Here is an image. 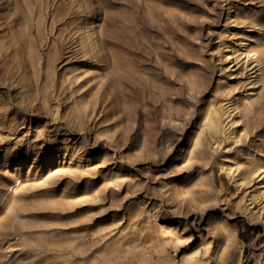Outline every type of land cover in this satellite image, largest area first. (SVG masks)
<instances>
[{
	"label": "rangeland",
	"instance_id": "1",
	"mask_svg": "<svg viewBox=\"0 0 264 264\" xmlns=\"http://www.w3.org/2000/svg\"><path fill=\"white\" fill-rule=\"evenodd\" d=\"M15 1L0 0L2 199L12 192V186L26 198L49 199L63 208L62 214L58 215L59 208L33 211L48 224L63 223L52 225L55 237H64L75 227L80 241L91 246L95 235L91 227L98 225V237L94 238L98 247L117 239L144 247L152 260L142 264H153L157 253L153 241L136 237L139 225L129 218L130 204L143 203L146 209L156 208L161 215L179 222L189 235L188 245L197 244L199 233L204 234L208 248L198 247L193 256L197 264H209L213 255L220 254L214 222L222 220L234 238L223 259L232 264H259L264 258V210L262 219L255 220L244 209V192L219 171L224 150L207 165L206 149L192 147L181 156L177 154L190 132L201 129L199 113L209 100L229 93L257 95L258 88L250 89L254 74L247 70L249 65L245 74L231 83L223 80L224 86L218 90L215 85L219 76L224 78L218 59L238 39L233 32H249L245 22L235 25L226 19L228 5L241 14L258 13L264 23V0H101L96 3L94 17L79 12L71 0H43L45 29L38 48L42 56L50 44L57 49L48 107L40 99L21 50L9 41ZM124 13L133 14L135 20L124 21ZM84 17L102 29L103 39L115 43L105 45L106 62L84 56L79 48L77 26ZM111 32L118 37L112 39L108 36ZM114 48L126 52L135 75L121 88L112 86V99L104 100L103 110L98 99L94 117L78 131V125L68 122V105L81 95L91 98L90 91L94 92L100 82L104 84L98 95L112 85L115 76L109 51ZM144 74L147 80L142 78ZM192 79L201 84L192 86ZM158 87L168 92L167 100L173 99L171 109H162L167 102L158 98ZM80 141L86 145L83 152L73 147ZM230 146L242 158L264 153V117L250 130L246 143ZM18 157L22 159L19 164ZM202 171L205 177L200 182ZM10 172H17L15 181L8 177ZM173 182L183 185L181 195L170 192ZM111 216L117 220L110 222ZM81 222L86 223L85 228ZM27 237L34 239L31 234ZM19 242L12 233L0 236V264L37 263L34 257L36 261H32L33 252ZM7 245L15 249L9 250ZM43 249L50 252L45 246ZM166 249L179 258L184 245L176 252L170 245ZM97 260L85 264H98Z\"/></svg>",
	"mask_w": 264,
	"mask_h": 264
},
{
	"label": "bare ground",
	"instance_id": "2",
	"mask_svg": "<svg viewBox=\"0 0 264 264\" xmlns=\"http://www.w3.org/2000/svg\"><path fill=\"white\" fill-rule=\"evenodd\" d=\"M101 0H71L77 10L81 13H88V17H94L97 12L96 3ZM43 0H16L14 11L15 18L11 20L12 25L9 41H14L25 59L26 67L33 76L36 82V87L42 103L48 107V101L53 89V74L55 62L57 59V49L54 44L48 45L47 51L42 56L38 48V42L44 38L45 14ZM55 14L51 19V24L54 22ZM261 15L258 13L241 14L232 6L228 5L226 19H232L233 24L245 22L249 32L237 33L233 32V36H237V40L221 53L219 57L220 72L223 77L219 76L216 81V90L224 86L225 83H231L239 74H245V69L248 67L250 74H254V81L250 89L258 88L257 95L252 97L241 92L238 95L229 93L228 95L217 96L215 101L209 100L206 106L199 113V131L192 130L187 136L185 143L178 151V156L184 154L186 150L191 151L192 147L196 149H206L207 155L204 158L205 165L212 162L213 156L220 150H224L225 154L221 158L218 165L219 171L233 183L236 188L244 192L243 207L249 213L252 219H262L264 210V153L255 157L254 155H246L242 158V154L230 145L238 142H245L250 130L256 122L264 117V23L261 21ZM122 19L127 22L135 20L133 14L124 13ZM33 28L35 34H33ZM78 45L84 56L107 61V54L104 53V48L108 42L103 39V31L94 25L93 20L83 18V21L77 26ZM112 39L118 36L111 32ZM238 42L237 44H235ZM238 45V46H237ZM111 61V73L114 82L112 85L105 86L98 95L99 90L103 86V82L98 84V87L92 93V97L80 96L74 98L69 103L71 108L68 114V122L72 125H78V131H82L83 125L94 117L95 104L97 100H101L102 110L105 105L103 102L106 98L112 99V86L116 84L122 87L124 83L135 75L133 64L126 58V52L122 49L114 48L109 51ZM142 78L147 80L148 77L144 74ZM224 80V82H223ZM154 83V81L152 82ZM192 86L200 85L201 81L190 80ZM167 91L158 87V98L167 105H161L163 110L171 109L173 99L167 100ZM222 94V92H220ZM101 97V98H100ZM104 106V107H103ZM114 106L111 105L113 110ZM117 113L113 110V115ZM113 135V134H112ZM75 142V140H74ZM115 145L118 144V137H114ZM65 145L68 141H63ZM84 142L80 141L73 145L74 150L83 152L85 150ZM17 164L22 159L17 158ZM33 162L37 161L36 157L32 158ZM16 173H9L13 181L18 177ZM205 172H200V182L205 177ZM256 183H252L253 180ZM16 186H12L11 191L3 199V193L0 194L2 205L4 208L3 218L0 222V236L12 233L19 243L24 244L30 249L32 261L36 264H85L86 261H96L98 264H142L146 259L152 258L146 254L144 247L138 245L132 246L129 242L124 244L120 239L110 243L105 242L101 247H98V225H87L94 230L93 243L91 246L85 245L75 235L78 231L75 227L65 233L64 237H55L54 226L63 223L48 224L46 220L36 215L35 211L49 210L52 211L59 208V214H62L63 208L58 207L53 201L37 200L35 197L26 198L20 192H17ZM170 192L175 195H181L184 192L183 185L174 183L169 188ZM129 218L135 219L139 225L138 231H135L137 238L153 241L157 257L153 259V264H197L193 256L197 252L198 247L203 245L208 248V240L205 235L199 233V241L194 246L188 245L189 235L185 232L183 225L177 221H172L159 213L156 208L146 209L145 205L140 202H135L129 205ZM88 217V216H86ZM89 218V217H88ZM110 222H115L117 219L111 216ZM224 221L219 220L214 222L216 230L219 231L218 242L221 244L220 254L213 255L209 260V264H232L226 262L222 255L227 252L234 242V238L229 231L222 225ZM82 228H85L86 223L81 222ZM97 233V234H96ZM34 236L30 240L27 235ZM73 234V235H70ZM83 237V236H82ZM123 237V236H122ZM79 239V240H78ZM31 243H34L30 246ZM166 245H170L173 251L176 252L179 245H184L183 253L179 258L175 254L171 255ZM47 247L50 252H46L43 247ZM153 246V245H152ZM6 248L14 250V245H7ZM154 249V247H152ZM88 250L91 252L88 253ZM156 256V255H155ZM36 259H34V258ZM135 257V262H130V258ZM154 257V256H153ZM134 259V258H133ZM205 262V263H206ZM204 263V262H203ZM19 264V263H16ZM24 264H29L24 262ZM259 264H264V258L259 260Z\"/></svg>",
	"mask_w": 264,
	"mask_h": 264
}]
</instances>
